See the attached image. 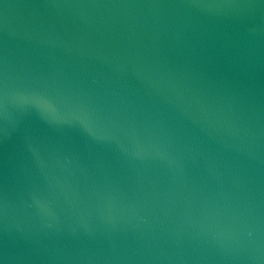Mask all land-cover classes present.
Instances as JSON below:
<instances>
[{
    "label": "water",
    "instance_id": "1",
    "mask_svg": "<svg viewBox=\"0 0 264 264\" xmlns=\"http://www.w3.org/2000/svg\"><path fill=\"white\" fill-rule=\"evenodd\" d=\"M0 264H264V0H0Z\"/></svg>",
    "mask_w": 264,
    "mask_h": 264
}]
</instances>
